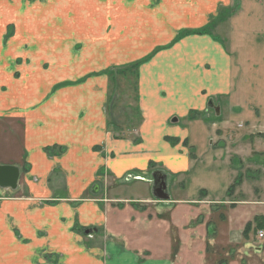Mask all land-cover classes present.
I'll list each match as a JSON object with an SVG mask.
<instances>
[{"label":"rangeland","instance_id":"obj_1","mask_svg":"<svg viewBox=\"0 0 264 264\" xmlns=\"http://www.w3.org/2000/svg\"><path fill=\"white\" fill-rule=\"evenodd\" d=\"M245 3L248 5L247 8L245 7L243 13L237 18V28L241 30L240 43L245 46L250 39H261L258 41V47L264 54V0H245ZM240 4L241 0H235L233 8L240 9L242 7ZM233 8L231 9L234 10ZM250 11H252L251 14ZM172 15L174 16L175 13ZM178 23V18L174 17L172 26ZM146 27L138 30L142 31V28ZM137 28L138 19H134L131 10H123L119 0H0V105L4 103L9 106L7 110L12 114L8 121L0 118V165H14L13 163L18 162L22 155L20 150L24 117H19V111H32L42 101L53 99V95L61 99L63 95H66V91L64 92L66 88L70 90L67 92L66 99L76 104H83L85 107L89 104L88 102L94 100V94H92L94 92H89L88 86L93 85L95 80L97 89L101 87V92H105V95L100 94L105 99L104 111L107 112L109 140L129 141L137 145L141 143V138H137L144 121L140 103L142 98L139 92L140 71L157 53L171 45L160 44L158 39L153 38L146 39L143 47L136 50L132 44V33ZM208 30L210 29H205V31ZM191 32H197V29L179 28L174 43ZM239 34H234V40ZM221 37L225 40L228 38ZM138 56L140 58H137ZM260 75L263 77L260 78ZM257 77L259 85L264 89V74L259 73ZM195 113V119L203 115L206 118L203 112L195 111ZM184 124L182 120L171 125L181 130L180 127ZM208 124L211 126V122ZM199 126L204 125L193 124L189 128L194 129L196 133H203L206 127L198 128ZM236 129V134L239 136L249 130L245 124L237 125ZM181 131L183 133V130ZM167 135L170 139L166 141L172 147L178 146L181 136L173 133H167ZM195 138L198 139V134ZM210 141L211 138L209 143ZM160 143V141H153V147L156 148L154 150L160 149ZM247 144H250V141L246 139L243 154L231 159V162L227 154H224L225 150L222 146L213 148L211 144L205 147L198 144L199 146L194 148L195 154L191 156L190 153L193 150L185 144L186 152L189 154L188 159H191V167L188 171H183L181 176L169 174V178L165 176L166 189L170 188L168 189L170 199H194L190 207H203L208 212V217L206 218L205 214L198 215L200 211L197 209L192 211L188 205L166 200L160 206H166L165 208L170 212L157 214L156 218L159 220L149 221L153 225L159 224L155 228L152 225H143V222L139 220H131V210L138 212L145 206L149 207L152 201H160L154 194L152 195V191L147 193L144 183L149 180L139 176L134 177L132 174H123V177H126L120 181L117 177L112 178L115 176L111 171L112 168H115L117 164V168L121 164L132 166L129 158L135 156L122 153V163L118 161L114 164L115 153L110 150V147L103 144L95 146L93 151L101 152L103 159L95 173L96 181L102 186L103 191L101 194H99L100 191L96 192L99 196L96 197L97 199L92 193L91 197L83 196L81 200L92 198L98 201L100 210L108 212L111 222L117 224L114 228L106 223L82 227L76 220L74 227L84 228L85 233L75 228L72 231L83 237L84 246L89 252L96 247H101L98 257L103 258L104 264H110L109 260L116 255L109 248L111 239L126 233L130 240L125 242L130 243L129 245L137 242L145 246L143 247L145 250L140 251L136 257L138 262L145 261L148 254L158 253V248L167 246L166 241L169 239L167 243L169 242L170 245L171 257H169L172 264H180L184 260L189 264H229L230 262L264 264V236H260V231L264 229H255L250 237L243 234L245 225L250 221L253 222L258 214L264 213V170H257L263 169L264 161L249 158L247 154L250 153V148ZM137 145L135 148L139 147ZM8 151L16 153L12 156L13 153ZM44 151L50 156H55L63 154L65 149L60 146H47ZM183 157L181 154L177 161L174 159L175 155L159 151L150 157L153 160L149 161L148 169L143 172L146 174L150 171L147 178L151 179L156 174L155 171L163 166L171 165L176 168L183 166ZM138 159L135 163L143 166L141 159H144V156ZM63 177L64 174L59 173L58 170L51 173L50 177L58 181L57 186L61 190L63 188L60 181ZM153 181H155L154 178ZM234 182L235 187L232 190L230 186ZM152 184L154 189V182ZM202 190H204L203 196ZM64 192L70 193L67 189H64ZM25 193L24 188L16 194L24 195ZM13 194L15 195L14 192ZM147 194L153 197L150 202L119 199L120 196L132 198ZM207 196L212 200L228 198L229 202L227 204H196L197 200L202 201ZM244 201L249 202L241 203ZM53 203L42 200L40 204H34L32 210L45 204L47 205L45 210H37L44 214L52 209ZM223 207L229 209L228 216H225L226 211ZM137 212L134 214L135 218ZM175 217L177 222L186 223L183 229L176 224ZM189 217H192L191 220ZM160 219L165 221V226L160 222L157 223ZM203 222L207 223L208 232L204 241L197 235H190L196 226L197 229L200 228ZM0 223V255H3L6 249L8 253L18 252L19 245L14 234H9L8 228L2 224L1 220ZM208 223L212 224L213 228L215 225V230L208 231ZM159 227L160 230L166 227L165 231H169L171 236L167 235L163 238L153 235L158 232ZM141 229L150 232L149 235L145 233L139 235L138 230ZM182 230H187V233L181 234ZM184 242L186 244H183ZM198 242L201 244H196ZM23 243L27 245L28 239H25ZM125 245L127 246L123 244V249ZM30 255L29 252L28 256ZM36 257L35 264H59V252L45 251L43 257L40 252Z\"/></svg>","mask_w":264,"mask_h":264},{"label":"crops","instance_id":"obj_2","mask_svg":"<svg viewBox=\"0 0 264 264\" xmlns=\"http://www.w3.org/2000/svg\"><path fill=\"white\" fill-rule=\"evenodd\" d=\"M119 1L123 10H131L134 19H138V28L132 33L134 49H140L146 39L153 38L158 39L160 44L171 45L157 53L140 71L139 92L142 98L140 103L144 121L137 138H141V143L138 144V148H135L137 144L134 142L109 140L107 112L104 111L105 99L101 96V94L105 95V92H101V87L97 89L96 80L92 83L93 85L88 86L89 92H94L92 93L94 100L88 102L89 104L85 107L83 104H76L66 99L67 92L70 91L66 88L64 89L66 95H63L61 99L53 95V99L42 101L32 111H19V117H24L20 150L22 155L18 162L13 163L20 168L18 186L16 189L0 186V220L8 228L9 234H14L19 251L8 253L6 249L4 254L0 255V264H35L38 253L42 252L43 257L45 251L59 252V264L105 263L103 258L98 257L101 247H96L89 252L84 246L83 237L72 231L76 220L82 227L106 223L114 228L117 224L111 222L108 212L100 210L98 201L92 198L81 200L83 196L91 197L92 193L97 199L96 192L100 191L99 194H101L103 191L95 175L103 159L101 152L93 151L95 146L103 144L110 147V150L115 153L114 164L118 161L122 163V153L133 154L135 157L129 158L132 166L121 164L117 168V164L115 168L111 167V171L115 174L112 178L124 180L126 176L123 177V174L146 178L149 180L144 183L147 193L152 191V195L153 178H147L150 171L146 174L143 172L148 169L149 161L153 160L150 157L163 151V153L175 155L174 159L178 161L182 154L183 166L180 168L167 165L156 170L164 172L168 178L169 175L181 176L183 171H188L191 167V159H188L189 154L183 144L184 140H188V146L193 150L199 145L205 147L211 144L213 148L222 146L225 150L224 154H227L231 162V159L243 154L242 150L247 139L250 141V144H247L250 148L247 156L264 161V104H260L264 103V89L259 85L257 77L259 73L264 74V54L258 47V41L261 39H255V37V40L250 39L249 43L252 45L247 43L243 46L240 43L241 30L237 28V18L248 6L245 0H241L240 9L236 8L231 15L227 16L220 13L225 8H233L235 0ZM174 9L177 10L174 11ZM173 13H175L174 16ZM174 17L178 18L179 23L172 26ZM141 27L146 28H142V31L138 30ZM182 27L197 29V32L186 34L174 43L175 36ZM208 27L211 29L205 31ZM235 33L239 35L234 40ZM221 36L228 38L225 40ZM96 97L97 100H95ZM210 101H213V106L210 105ZM216 107H219V115L216 113ZM7 108L9 106L4 103L0 105V118L8 121L12 114ZM195 111L205 113L206 118L203 115L195 119ZM23 114L26 115L23 116ZM182 120L185 123L180 127L183 133L171 125ZM208 122H211V126ZM199 123L204 126L198 128L206 127L203 133H196L194 129L189 128ZM239 124H245L250 131L246 130L239 136L236 134V126ZM255 129L257 131L254 132ZM167 133L181 136L178 146L172 147L166 141V137H170ZM196 134L198 139L195 138ZM208 138H211L210 143ZM153 141L161 142L160 149L157 151L154 150L156 148L153 147ZM47 146H60L65 149V152L50 156L44 151ZM11 153L14 156L16 152ZM143 156L144 159H141L143 166H139L135 161ZM57 170L64 174L63 180H59L63 190L58 188V181L50 178L51 173ZM257 170H264V167ZM24 188L26 190L24 195L16 194ZM64 189L69 190L70 193L66 194ZM119 199L150 202L153 197L147 194L132 198L120 196ZM42 200L54 202V205H51L52 209L44 214L37 210H45L47 208L45 204L32 210V206L40 204ZM170 200L173 203L188 205L192 211L197 209L200 211L198 215L205 214V217H208V212L203 207H190L194 199L171 198ZM227 202H229L228 198L212 200L207 196L202 201L197 200L196 204H227ZM245 202L249 201L241 203ZM160 204L164 202L156 200L152 201L149 207L138 208L140 210L138 212L131 210V220H139L143 222V225H152L154 228L159 226L149 221L157 219V214L170 212L165 208L166 206L162 207ZM223 210L226 211L225 216H228L229 209L223 207ZM258 215H264V213ZM191 218L189 217V220ZM202 218L204 219L203 216ZM174 219L182 229L185 227V222H177L176 217ZM159 222L163 226L166 224L162 219L157 221ZM206 225L207 223L203 222L200 228L197 229L196 226L190 235H197L204 241L208 233ZM211 226L212 224L208 226L210 232L215 230V225L214 228ZM157 230L158 232L153 235L163 238L167 235L171 236L169 231H165L166 227L163 230L159 227ZM183 232L187 233V230H182L181 234ZM143 233L149 235L150 232L138 230L139 235ZM25 239H28L27 245L23 243ZM126 240H130L127 233L111 239L109 248L116 255L109 260L110 264H172L170 245L169 242L167 243L169 239L166 241L167 246L159 247L158 253L146 255L143 262H138L136 257L140 251L145 250L143 249L145 246L137 242L129 245L130 243L125 242ZM123 244H127L125 249ZM224 251L227 250L224 249ZM180 264L189 263L184 260ZM229 264H236V262Z\"/></svg>","mask_w":264,"mask_h":264},{"label":"water","instance_id":"obj_3","mask_svg":"<svg viewBox=\"0 0 264 264\" xmlns=\"http://www.w3.org/2000/svg\"><path fill=\"white\" fill-rule=\"evenodd\" d=\"M210 105L213 106V101H210ZM216 113L219 115V107H216ZM164 174V175H163ZM163 172H156L154 174V189L153 194L159 200H170V195L166 189V181ZM20 177V168L16 165H0V186L11 189H16L18 186V180Z\"/></svg>","mask_w":264,"mask_h":264},{"label":"trees","instance_id":"obj_4","mask_svg":"<svg viewBox=\"0 0 264 264\" xmlns=\"http://www.w3.org/2000/svg\"><path fill=\"white\" fill-rule=\"evenodd\" d=\"M234 11L236 10V8H233ZM233 13V10L232 9H228V8H225L220 14L223 15V16H227V15H231ZM219 19H217L218 21ZM206 29H211V27H208ZM195 116V115H193ZM194 118V117H192ZM170 137H166V140H169ZM177 140L179 141V139L177 138ZM183 144L185 145H188V140H184L183 141ZM193 150V149H192ZM190 155H194V150L190 153ZM235 187V182L230 186V188L233 190ZM230 192V191H229ZM204 195V190H202V196ZM201 220H199L200 222ZM255 224V225H254ZM208 225H210V223H208ZM75 228V227H74ZM264 229V215H257L254 217V220L253 222H248L246 225H245V228L243 230V234L246 236V237H249L251 232L255 231V229ZM75 230L81 232V233H85L84 232V228L82 227H77L75 228Z\"/></svg>","mask_w":264,"mask_h":264},{"label":"built area","instance_id":"obj_5","mask_svg":"<svg viewBox=\"0 0 264 264\" xmlns=\"http://www.w3.org/2000/svg\"><path fill=\"white\" fill-rule=\"evenodd\" d=\"M260 236H261V237L264 236V231H263V230L260 231Z\"/></svg>","mask_w":264,"mask_h":264}]
</instances>
